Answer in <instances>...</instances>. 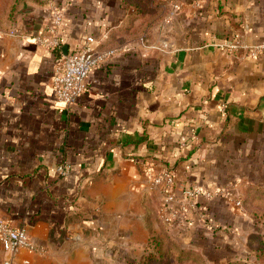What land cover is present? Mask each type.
Listing matches in <instances>:
<instances>
[{"label": "crops", "instance_id": "0c3cea01", "mask_svg": "<svg viewBox=\"0 0 264 264\" xmlns=\"http://www.w3.org/2000/svg\"><path fill=\"white\" fill-rule=\"evenodd\" d=\"M50 2L22 1L13 27L0 19V215L42 249L15 264H132L155 235L210 263L262 264L249 237L264 219L233 197L264 192V53L250 49L264 42V0ZM50 4L66 10L62 52L88 37L117 50L68 108L52 84L61 56L37 40ZM164 167L179 196L230 186L232 198L209 201L207 222L193 210L163 226L149 173Z\"/></svg>", "mask_w": 264, "mask_h": 264}, {"label": "built area", "instance_id": "2783aa9c", "mask_svg": "<svg viewBox=\"0 0 264 264\" xmlns=\"http://www.w3.org/2000/svg\"><path fill=\"white\" fill-rule=\"evenodd\" d=\"M50 5V25L46 33L42 32L37 36V40L48 48L57 49L61 54L53 73L52 84L55 97L68 108L86 93L90 74L111 59L117 50L114 48L99 50L100 43L94 37H88L84 45L64 55L59 27L63 23L66 10L60 5ZM8 33L15 34L17 30L12 28ZM250 49L253 55L264 53V42L252 46ZM70 169L68 164H61L57 167V171L62 175L68 174ZM175 182V174L169 167L149 173L150 187L157 188L162 197L158 209L159 216L168 226L183 227L189 212L193 210L198 211L200 219L207 222L210 219L206 209V204L209 201L217 196L232 198L230 186L214 190L194 187L179 196L175 192ZM233 202L239 211L245 213L241 198L233 197ZM0 242L6 255L2 264H15L18 253L22 249L42 250L33 243L26 227L16 226L1 215Z\"/></svg>", "mask_w": 264, "mask_h": 264}, {"label": "trees", "instance_id": "16d2710c", "mask_svg": "<svg viewBox=\"0 0 264 264\" xmlns=\"http://www.w3.org/2000/svg\"><path fill=\"white\" fill-rule=\"evenodd\" d=\"M24 0H5L3 13L0 15L1 20L7 21L8 25H12L15 12L18 6ZM41 3H49L50 0H34ZM155 8H158L162 0H153ZM142 9L137 7L134 11V15L141 12ZM7 27V26H6ZM13 27V25L11 26ZM110 47L104 46L102 43L99 44L98 49L104 50ZM57 50V49H56ZM58 51V50H57ZM60 54V52L58 51ZM61 56V54H60ZM255 199L242 200L245 209L251 208V213L255 218L264 219V192L259 190L256 193ZM170 243H165L164 239L159 236H153L151 245L153 250L149 251L142 261L135 262L132 264H208L209 260L205 254L192 251L189 249L182 248L177 242L173 240ZM249 246L255 251L256 257L264 264V235L261 233L251 234L249 237ZM222 264H251L245 260L228 261Z\"/></svg>", "mask_w": 264, "mask_h": 264}, {"label": "rangeland", "instance_id": "374dc122", "mask_svg": "<svg viewBox=\"0 0 264 264\" xmlns=\"http://www.w3.org/2000/svg\"><path fill=\"white\" fill-rule=\"evenodd\" d=\"M1 1H3V0H0V2H1ZM50 1H51V0H50ZM50 1H49V3H50ZM159 219H160V223H161L163 226L166 225V224L163 222V220H161L160 217H159ZM161 237H162V236H161ZM151 239H152V237H151ZM169 240H172V239H170V238H169V239H165V238H164V241H166L165 243H167V244L171 242V241H169ZM173 241H175V239H173ZM151 250H153V246H152V245H151V248L147 251V254H149V253H150L149 251H151ZM189 250L196 251L195 249H192V248L189 249ZM148 252H149V253H148ZM196 252H197V251H196ZM147 254H146V255H147ZM146 255H145V256H146ZM144 258H145V257H144ZM141 261H142V260H141ZM173 264H177V263H173ZM178 264H180V263H178ZM208 264H215V263H210V262H208Z\"/></svg>", "mask_w": 264, "mask_h": 264}, {"label": "water", "instance_id": "95a60500", "mask_svg": "<svg viewBox=\"0 0 264 264\" xmlns=\"http://www.w3.org/2000/svg\"><path fill=\"white\" fill-rule=\"evenodd\" d=\"M69 52H68V46L67 45H64L63 46V54L64 55H67Z\"/></svg>", "mask_w": 264, "mask_h": 264}]
</instances>
